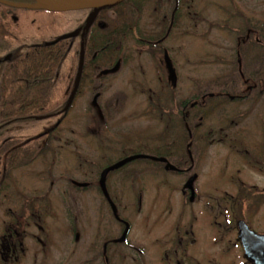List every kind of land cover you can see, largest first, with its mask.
Instances as JSON below:
<instances>
[{"label": "flooded vegetation", "instance_id": "1", "mask_svg": "<svg viewBox=\"0 0 264 264\" xmlns=\"http://www.w3.org/2000/svg\"><path fill=\"white\" fill-rule=\"evenodd\" d=\"M160 1L164 4L159 6V15L162 17L159 18L157 26L159 38L154 40L152 36L154 34H151V36L146 37L148 40H142L141 38L137 40L142 41L147 47L148 50L144 53L151 60L160 58L159 60L162 62L161 59H163L162 64L164 65L162 67L165 71L167 70L165 73L167 75L164 74L165 78L160 76L157 78L158 89L153 90L150 86L148 87L151 94L148 102L150 105L152 104L151 108L154 112L158 111L159 115H162L161 117L167 116L172 122V116L166 114V101L168 95L169 101H174L173 98L177 93L173 89H175L179 75L173 64L168 61L169 53L165 44L166 39L170 36L173 24L176 28L179 26L176 19L181 20L182 17L191 15L188 10L192 8L197 23L199 21L204 23V20L208 21L205 35L204 33L199 34V24H196L194 25L195 33L192 36L194 34L201 35V38L207 39L210 28L212 30L214 29L212 27H221L222 29L218 30L225 34L228 39L227 42L233 43L232 49L219 52L218 55L209 56L212 59L210 65L217 66L221 70L216 77L211 76L209 87L196 89L191 98L175 101V114L173 115L182 129L183 135L176 137L175 142L171 137V143L166 144L165 139L171 131L167 130V124H163L162 118H160L164 127L162 131L164 135L157 140L158 144L161 142L160 147L163 149L161 152L155 151L158 155L150 154L146 150H137L133 153L129 151L127 152L130 153L128 155L106 162L99 169L98 176L93 180L81 182L64 175L57 180L50 179L48 188L49 192L53 193L52 195L46 193L43 196H38L34 192H30L31 194L27 196V194L19 195V192L14 199V202L21 204L17 209L9 207L7 211L5 205H0L1 211L3 210V213L9 217V219L2 218L0 221V264H74V261L78 258L82 262H79V264H264V229L260 228L262 214H264V184L261 182L262 177L264 178V117L254 118L258 114L255 113L257 110L259 111L258 108L261 107L264 99V37L261 34V23L257 21L258 16H260L261 1L254 0L255 4L250 8V11L254 9L255 21H248L244 18L246 15L242 16L238 12L240 9L239 0L237 2H235L236 0H225V3L221 4L215 2V0H210L207 3L210 11L217 9L222 14L219 17L221 22H210L208 17L204 19L203 15L196 10L195 4H190L187 0H174L173 14L168 28L165 8L168 0ZM103 10L95 17L97 22H95L96 28L94 29L97 33L101 32L106 23L103 16L105 11L102 12ZM175 12L177 13L176 19H174ZM110 14L114 15L115 13L112 11ZM230 18L238 21L240 19L244 20V23L238 27L232 26L229 23ZM95 23L92 22L90 28ZM84 25L77 27V29L82 30ZM90 28L88 32H90ZM183 32L180 31L181 34ZM86 35L88 34L84 35L83 41L87 39ZM79 38L81 39L80 35ZM37 39V37H34L29 40L30 46L37 47L39 45ZM26 40L28 39L26 38ZM119 49L120 47L109 52L96 50L88 52L87 57L84 54L78 88L67 110H64V108L69 102L75 85L79 60L76 69L69 67L70 70L67 76L60 73V71L55 75L54 69L49 67L32 69V82L31 84L25 83L31 86V92H23L21 89L20 93L26 97V105L38 106L42 103L46 107V113L26 115L15 119L28 118L26 122L38 123L39 120H53L58 117V120L66 121L67 115L75 106V102L83 100L87 92L86 86L89 83H94L96 88L91 92L92 97L90 99L92 100L85 102L86 106L94 102L96 106L93 107L102 116L108 118L109 116L118 115L125 118L124 110L127 100H121L118 97L112 100L102 101L100 99L102 96L100 90L103 86V73L119 74L118 72L115 73V70H118L121 64H125L120 59L127 57L125 56L126 52ZM7 58L5 57V59ZM2 60L0 58V62ZM103 62H111V64L105 66L108 68H102L101 64ZM44 74H46L45 77L41 76ZM24 80L28 81L27 79ZM62 80L65 81L64 102L61 100L63 103L61 102L59 105L63 104V107L55 113L53 105L57 97L55 91L58 87L56 83ZM40 81H47V90L44 91L39 88ZM101 83L102 86H100ZM157 95H160V97L158 98ZM29 96L31 97L30 101L27 99ZM219 107H222V111L226 109L224 113L225 115L227 113V117L224 116L226 120L223 118V121L225 120V122L235 126L240 125L239 130L229 132L222 130V128H217V131L212 128L207 131V142L212 141V144L216 145L225 142V162L230 161L232 156V158H239L240 163L232 167L231 173L229 171L226 179H220L215 185H212L206 194L200 192V180L194 170L196 163L201 159L197 139L204 136L200 129L205 110L207 115H210L215 113ZM231 108H233V112H231ZM85 110V107L83 110L79 109V116H84ZM147 111L148 113L151 112L150 109ZM230 113L239 115V118L237 116L231 118L232 114ZM61 121L58 125L61 124ZM10 132L11 130H7L2 136H6ZM221 132H223L222 136H219ZM68 134L70 136L74 134V131H58L54 127L52 129L43 127L37 138L31 140V142L27 140L23 145L13 142L12 138L1 139L2 144L0 146L3 145V147L0 149L2 152L0 155V194L2 191L7 190L6 183H11L8 181V179H11V172L27 165L25 163V165L16 168L10 167L8 160L14 153L26 155L24 149L33 145L29 150L33 152V156L35 155L34 160L44 152H48L51 156L66 149L60 148V146L56 147V141H54L53 148H51L48 144L49 139L68 138ZM84 135L94 137L97 143L100 142L101 148H113V145H123L122 147H125L124 144L133 143L128 133L124 135V132L118 130H112V132L106 130L105 133L97 132L96 134H86L84 132ZM251 136H254V141L251 140ZM215 140H218V142L215 143ZM109 143L111 145H108ZM179 144L184 146L182 150L185 152L182 153L179 147L176 146ZM134 155H148L166 159L167 162L152 159L137 160H147L159 165L167 173L186 178V184L180 192L179 200L183 208L191 206L190 223L185 221L182 224L184 226L172 228L169 232L164 228L158 233H155L153 229H145L144 237L151 241V243L145 244L139 242L135 237L133 239L136 240L130 238L132 227L121 212V210L126 209L129 203L123 205L124 201L128 196L134 195L135 190L137 196L134 195V197L141 202L138 211L142 207L143 187L136 186L134 188L130 183L131 170H129V166L136 160L108 172L104 182L101 181V175L105 169ZM212 158H216L214 153H212ZM53 162L54 160H52ZM168 163L173 165L176 170H167ZM229 166L230 163L227 164L228 170H230ZM55 183L58 184V188H55ZM70 188L80 192L94 193V196L99 200V213L97 220L95 219V229L93 231L90 229L88 219L83 216L85 229L88 228L89 231L87 234L83 233V238L80 234L74 236L77 245L69 242V239L67 241V236L75 230L71 229L68 210L66 211L65 206L60 208L59 205L68 202ZM125 189L131 191V193L125 192ZM36 196L39 198H33ZM66 206H69V203ZM194 206L201 208L200 217L205 215V219L215 227L216 232L208 238L207 247L201 253L194 249L196 246L194 222L197 219L196 212L193 213ZM54 218L62 220L61 222L58 221L60 223V227L59 225L58 227L63 229L62 234H58L53 228V222L50 223L51 219ZM49 223L51 226H48ZM80 239L82 241L79 254H77L78 249H72V246H79ZM215 251L222 252L226 258L220 259L216 256ZM39 255H41L40 260Z\"/></svg>", "mask_w": 264, "mask_h": 264}, {"label": "rangeland", "instance_id": "2", "mask_svg": "<svg viewBox=\"0 0 264 264\" xmlns=\"http://www.w3.org/2000/svg\"><path fill=\"white\" fill-rule=\"evenodd\" d=\"M13 1L12 4H24L19 3L20 0ZM169 1L170 0H168L167 6L165 7L167 28L173 14L172 4L174 6V3H172L173 0L172 2ZM187 1L190 4H195L196 10L203 15L204 19L208 17L210 22L220 21L219 17L222 16V14L219 10L215 9L214 11H210L207 5L210 0ZM250 1L251 0H239L240 9L238 12L242 16L246 15L244 17L246 20L255 21V11L254 9L250 11L255 1L252 0V3ZM260 1V16H258L257 21L261 23V34L264 37V0ZM161 2L160 0H148L146 4L140 7L142 12L135 10L134 17L130 21L128 18L127 20L124 19V15H129V10L135 9L137 1L133 0L118 10L116 19L121 22H119V24L117 20L113 22L114 26L122 25V28L123 26H128L131 31V36L121 38L118 45H113L111 51L117 50V46L120 47L121 45L120 51L126 52L125 56L127 57L125 59H120V61L122 60L125 64H121L118 70H115V73L118 72L119 74L112 75V72L103 73V86L102 83L100 85L102 86L100 90L102 96L100 99L103 101L118 97V99L127 100L124 110L125 118L118 115L109 116L108 118L102 116L98 113L97 109L93 107L96 106L94 102L86 106L85 102L87 103V100H92L90 99L92 97L91 92L96 88L94 83L88 82L89 84L86 86V95L83 97V100H77L75 102V106L72 108L69 115H67L66 121L62 122L61 119L58 120V117H55L53 120L46 119L39 120L38 123L30 122L27 125H16L8 135L1 136V139L6 137L8 139L12 138L14 140L13 142L23 145L27 140L31 142V140L37 138V135L41 133L43 127L49 129L54 127V129L58 131H74V134L70 136L69 134L67 135L68 138L57 137L56 139H49L48 144H50L51 148H53V143L56 141V147L60 146V148L66 149L52 154L51 156H49L48 152H44L34 160L35 155L33 156V152L29 150L33 145L24 149L28 157L24 160H19L16 165H14V168L25 165V163H27V165L11 172V179H8L11 183H6L8 186L7 190L2 191L0 194V205H5V210L8 211L9 207L17 209L18 206L21 205L20 203L14 202L19 192V195L27 194V196L31 194L30 192H34V194L38 196H43L46 193L52 195L53 193H50L48 188L50 179L57 180L60 179L61 176L68 175L71 179L76 181L93 180L98 176L99 169L110 160L114 161L115 159L136 152L137 150H146V152L150 154L158 155L155 151L161 152V150H163L160 147L161 142L158 144L157 140L160 136L164 135V132L162 133L164 130V123L167 124V130L171 131L170 135L165 139L166 144L171 143V137L175 142V138L181 136L182 129L173 115L175 114V101L191 98L196 89L209 87L211 76L216 77L218 72H221L217 66L210 65L212 59L209 58V56L218 55L219 52L232 49L233 43L227 42L228 39L225 34L221 32V30H218L222 29L221 27H212L214 28L212 30L210 28V30H208L209 37L207 39L201 38V35L194 34V36H192V34L195 33L194 25L199 24V34L204 33V35L206 34L205 29L208 27V21L206 20H204V23L201 21H199V23L196 22V17L192 8L188 10L191 15L189 14L187 17H182L181 20L176 19L178 20L177 24L181 27L178 26L176 28L173 24L170 36L166 39L165 44L167 46V52L169 53L168 61L173 64L174 69L179 75L175 89H173L174 92L177 93L175 94V98H173L174 101H169V95L166 101V114L172 116V122L167 116L161 117L162 115L160 116L158 111L154 112L151 108L152 104L150 105L148 102V98L151 97L148 87L150 86L153 90L158 89L157 78L159 76L165 78L167 70L165 71L162 67L164 65L162 64V62H164L163 59H161L162 62L159 60L160 58L151 60V58L144 53L148 50L147 47L142 44V42L140 44L137 43L138 38L148 40L146 37L151 36V34H154L152 35L154 40L159 38L157 26L159 18H162L161 15H159V6L160 4H164ZM215 2L221 4L225 3V0H215ZM235 2H237V0ZM40 5H44L43 2H41ZM88 12H90V10ZM17 15L18 20L16 26L13 25L12 29L14 36L11 38L12 41H14V46L19 44L20 40L28 37H30V39L34 37L40 39H56L61 35L75 31L77 29L76 26L79 25L84 18L83 13L48 12L33 9H24L19 11ZM103 16L107 18L106 20L110 23H103L104 26L101 32L105 31L104 28L113 30L114 27L111 23L113 16L111 15L110 17L108 12H104ZM230 19L229 23L232 26L235 25L238 27L240 24L244 23V20L241 19L240 21L233 18ZM216 24H218V22H216ZM181 30L184 31L182 34L180 33ZM70 55L73 54L69 51L65 54L59 70L60 73L65 76L68 75L70 70V58H68ZM110 64L111 62H103L101 66L102 68H108L105 66ZM56 86L58 87L55 91L57 94L56 101L60 104L64 100L65 81L62 80L57 82ZM167 92L169 94V89ZM157 97L159 98L160 95H157ZM84 107L86 109L85 115L79 116V109L83 110ZM149 109L151 110L150 113L147 111ZM258 109L259 111L257 110L255 113L258 114L254 116L256 119L264 117V99L261 107ZM224 111L226 112V109ZM224 111H222V107H219L215 113L208 114V116L205 110L202 127L200 129L204 136L201 139H197V146L200 148L201 159L198 161L199 163H196L194 170L198 174L200 180L199 190L206 194L212 185H215L220 179H226L229 175V171L231 173L232 167L240 163L239 158H232V156V160L230 159L227 163L225 162V142L220 145L212 144V141H210V143L207 142V131L212 128L216 131L217 128H222V130H227L229 132L239 130L240 125L235 126L229 122H225L227 113L225 115ZM231 112H233V108H231ZM230 114H232L230 116L231 118L234 116L239 118V115H233L234 113ZM160 118H162L163 124ZM223 118H225L224 121ZM60 121L61 124L58 125ZM106 130L109 132L118 130L124 132V135L128 133L133 143L124 144L125 147H122L123 145H113V148H101L100 142L97 143L94 137L84 135V132H86V134H96L97 132L105 133ZM222 133L223 132H221L219 136H222ZM1 139L0 144H2ZM251 140H255L254 136H251ZM216 142H218V140H215V143ZM108 145H111V143ZM176 146L179 147L182 153L185 152L182 150L184 149L183 145L179 144ZM129 151L131 152L127 153ZM212 153L215 154L216 158H212ZM52 160H54V164ZM228 163H230V170L227 169ZM129 167V170H131L130 183L134 188L136 186H142L144 194L140 211H138V208L141 202L134 197V195L137 196L136 190L133 193L134 195L128 196L123 203V205H126L129 202L126 209L123 211L121 210V212L132 227L131 239L135 237L143 244L151 243L149 239L144 237L145 229H153L155 233H158L164 228L169 232L172 228L184 226L182 224L185 221L191 222V206H185L183 208L179 200L180 192L186 184V178L167 173L159 165L147 160H136L133 164H130ZM263 181L264 178L262 177L261 182L264 184ZM57 185L58 184L55 183V188H58ZM125 192L131 193V191L127 189H125ZM68 194L70 196L67 199L68 202L64 203L66 205L69 203V206L63 205L62 203L59 205L60 208H64L65 206L66 211L68 210L67 213L70 217L71 229L75 230L71 231L69 236H67V241L69 239V242L77 245L74 236L80 234L81 238H83L84 234H87L89 231L88 228L87 230L85 229L84 217L88 219L90 229L92 231L95 229V219L97 220L99 213V200L94 196V193L80 192L72 188L69 189ZM38 196L33 198H39ZM194 212H196L195 215L197 218L194 222V237L196 240L194 249L198 250V253H201L206 249L208 238L214 234L215 227L205 219V215L200 217L199 213L201 212V208L199 206H194L193 213ZM262 216L260 228L264 229V214H262ZM2 218L9 219V217L3 213V210L1 211L0 206V221ZM58 221L61 222L62 220L54 218L53 220L51 219L50 223L53 222V228L58 234H62L63 229L59 228L60 223ZM50 223L48 226H51ZM81 241L80 239L78 242L79 246H72V249H78L76 251L77 254H79ZM215 252L216 256L220 259L226 258L222 252ZM40 259L41 255H39V260ZM79 259L80 258L76 259L74 264H79V262H81Z\"/></svg>", "mask_w": 264, "mask_h": 264}, {"label": "trees", "instance_id": "3", "mask_svg": "<svg viewBox=\"0 0 264 264\" xmlns=\"http://www.w3.org/2000/svg\"><path fill=\"white\" fill-rule=\"evenodd\" d=\"M1 1L10 2V3L14 2L13 0H1ZM131 1L133 0H126L116 5L115 7L107 8L102 11V12L104 11L108 12L110 17H111L110 12L114 11L115 14L112 15L113 20L111 22L112 26L114 27L113 30H107V28H104L105 29L104 32H100V33L95 32L94 29L96 28L95 22H97L95 19L93 21L95 25L93 24L92 27L90 28V32L87 33L88 35H86L87 39L85 41L81 40L78 35L73 39L60 41L54 45L48 46L46 44L55 39L38 38L37 40L39 45L37 47L30 46L31 43L28 42L29 40H31L30 37L27 38L28 40L23 39L22 42L20 40L19 45L18 44H17L18 46L16 45L17 47L13 45L14 41H12L11 39L14 36L12 31L13 25L16 26V22L18 20L17 13L19 11L24 10L25 8H18L0 3V55H1L0 58L3 59L0 62V139L5 131L12 130L13 127H15L16 125H24L28 123L26 122L28 118L26 119L25 118L15 119V118L24 117L26 115L32 116L36 114L46 113V107L42 103L38 106H31L30 104L26 105L25 103L26 97L24 95H21L20 93L21 89L23 92H27V93L31 92V86H28L25 83L27 82L28 84H31L32 76H33L32 69H35L37 67L38 68L49 67L54 69L56 75L60 70L63 58L68 51L73 53V55L69 57L70 67L76 69L77 62L80 57V49L82 45H83L85 57H87L88 52H92L96 50L108 51V52L111 51L113 45H118V42L121 38L131 36V31L128 26H123L122 28V25H119L120 26L119 28L118 25L116 26L113 25V22L117 20L116 14L118 13V10L122 6L126 5ZM135 1H137L136 7L134 6L135 9H130L128 13L129 15H124V19L127 20L128 18L131 21V19H133L134 17L135 10L142 12L140 7H142L144 4H146V2H148V0H135ZM170 2H172V0H170ZM174 2L175 1L173 0L172 3ZM19 3L34 4L35 1L20 0ZM88 11L82 10V11L68 12V13H76V12L83 13L84 18L82 19L81 23L76 26V28L85 24V21L89 14ZM176 16L177 13L175 12L174 19H176ZM105 22H106L105 24L110 23L107 20H105ZM119 22L121 21H118V24ZM141 42L142 41L137 40L138 44H140ZM118 47L119 46H117V49ZM5 57H8V59H5ZM41 76L45 77L46 74ZM24 79H27L28 81ZM20 85L22 86L20 87ZM46 85H47V81L39 82V88L41 90L44 91L47 90ZM27 99L30 101L31 97L29 96L27 97ZM62 107L63 104L59 105L58 102L55 101L53 106L54 112L56 113ZM2 147L3 145L0 146V149ZM1 154L2 152L0 150V155ZM26 157L28 156L24 154L19 155L14 153L13 156L10 157V159L8 160V164H10V167L14 168L15 167L14 165H16V163L19 160L22 159L24 160Z\"/></svg>", "mask_w": 264, "mask_h": 264}, {"label": "water", "instance_id": "4", "mask_svg": "<svg viewBox=\"0 0 264 264\" xmlns=\"http://www.w3.org/2000/svg\"><path fill=\"white\" fill-rule=\"evenodd\" d=\"M34 1H35L34 4H12L10 2H5V1H1V0H0V3L8 5V6L18 7V8L33 9V10H44V11H48V12H72V11H81V10H92L91 13L89 14L86 22H85L84 27L82 28V30L77 29V30L70 32L68 34L61 35V36L57 37L55 40L46 44L49 46V45H54L60 41L75 38L78 35H80L81 40H83L84 35L87 34L93 20L95 19L96 15L101 10L107 9V8H112V7L118 5V4H120L126 0H83V1L76 2V3L65 4L63 6H50L49 4H47V2H43L44 5H40L41 2L39 0H34ZM83 59H84V50H83V45H82L81 49H80V57H79V62H78V71H77V77H76L75 85H74L73 91L71 93L69 102L65 106L64 110H67L69 108V106L71 105V103L73 101L74 95L77 91L79 79H80L82 68H83ZM137 159H152V160H156L159 162H167L166 159H164V158H156V157H150V156H146V155H134V156L129 157L125 160H122V161L116 163L115 165L109 167L108 169L104 170L102 175H101L102 183L104 182L105 177H106L108 172L115 170V169L123 166L124 164L129 163V162L134 161V160H137ZM166 169L169 171H175L176 170V168L169 163H168Z\"/></svg>", "mask_w": 264, "mask_h": 264}, {"label": "bare ground", "instance_id": "5", "mask_svg": "<svg viewBox=\"0 0 264 264\" xmlns=\"http://www.w3.org/2000/svg\"><path fill=\"white\" fill-rule=\"evenodd\" d=\"M40 2H47L50 6H63L69 3H76L83 0H39Z\"/></svg>", "mask_w": 264, "mask_h": 264}]
</instances>
